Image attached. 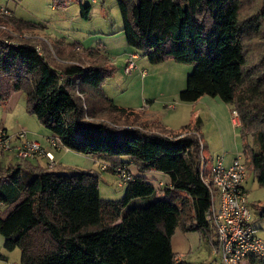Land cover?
Returning a JSON list of instances; mask_svg holds the SVG:
<instances>
[{"label":"trees","instance_id":"1","mask_svg":"<svg viewBox=\"0 0 264 264\" xmlns=\"http://www.w3.org/2000/svg\"><path fill=\"white\" fill-rule=\"evenodd\" d=\"M68 1L54 0V6ZM77 1L81 16L89 19L91 6ZM247 1L117 4L129 48L151 60L193 65L179 93L181 101L218 96L239 110L247 168L264 186V108L259 109L264 107V71L251 80V69H246L251 41L264 38V0L244 14ZM11 37L0 29V104L21 91L28 113L64 147L105 161V171L115 173L119 165L132 163L140 171L163 172L171 182L156 189L144 176L133 174L120 199H104L101 173L95 169L53 171L33 159L0 166V235L6 251L19 248L22 264H189L172 250L178 228L201 232L216 249L217 232L209 220L211 190L204 181L207 171L202 172V158L208 162L200 119L179 131L158 124L147 127L134 110L108 97L103 87L116 71L109 61L85 65L78 56L79 62L55 63L34 41L14 45L6 42ZM84 51L89 57L101 55L95 49ZM107 112L133 120L98 117ZM257 207L264 219V204ZM249 262L264 264V258L251 256Z\"/></svg>","mask_w":264,"mask_h":264},{"label":"rangeland","instance_id":"2","mask_svg":"<svg viewBox=\"0 0 264 264\" xmlns=\"http://www.w3.org/2000/svg\"><path fill=\"white\" fill-rule=\"evenodd\" d=\"M83 3L91 6L89 19H84L81 16V7L77 0H69L61 8L54 6V0H0V29L12 36L11 40H6L7 43L17 45L23 41L32 40L38 45V48L40 47L39 51L50 54L55 63L67 64L69 60L71 62H79L78 56L84 57L82 62L85 65L93 64L95 60L97 62L109 61L108 65L112 63L116 67V71L111 77L107 78L103 88L108 97L120 107L136 110V107L150 103L153 99L158 98L161 90L171 91V89H174L179 84V79H182L181 88H183L181 90L185 88L188 74L194 68L190 64L170 60L168 63L161 61V63L152 65L149 55L134 52V61H131L133 66H129L130 72L127 73L125 64L128 57L125 59V56L130 51V48L122 30L123 23L117 0H83ZM260 4L261 0L247 1L244 14L256 10V7ZM17 19H21L20 22ZM251 42L246 69H251L250 76L252 80V78L259 76L261 71H264V64L260 65L261 59L264 58V38H254ZM68 44H74L75 46L72 48ZM84 49H95L101 55L89 57ZM248 83H251L249 78ZM255 101L252 105L256 104L258 106L256 102L260 100ZM160 102L163 103L159 99L156 100L155 106H160ZM170 102L172 101L170 100ZM263 108V105L259 106V109ZM237 111L239 114L238 109ZM173 112L172 109H169L170 114ZM136 113L139 117L140 112ZM177 115L180 116L181 113ZM4 116L5 113L1 111L0 121ZM6 117L12 123L16 121L21 123L17 131L19 132L24 128L30 139H35L31 137L30 133H32V130L33 133H36L35 130L39 128L42 131H50L43 126L34 114L28 113L25 94L21 96L18 102H15L13 112L7 114ZM98 117L112 119L117 122L133 120V118H128V116L126 118L114 112L100 113ZM9 123L11 124V122ZM140 123L146 125L141 120ZM133 126L136 125L128 127ZM204 128L205 130L202 129L204 139L209 143L210 148L213 147L212 151L210 150L209 152H217L214 148H217L219 143L215 139L220 134L216 126L213 122H206ZM7 131L11 134L17 133L8 129ZM249 140L252 141L251 135ZM55 141L57 142V140ZM241 147L240 144L239 148ZM76 153V151L66 153L62 160L64 164L57 165L51 170L60 171L59 169H64L73 171L76 168H82L89 158L79 157ZM217 155L223 154H216L215 157ZM98 161L96 162V170H99L100 160ZM207 168L205 171L209 172ZM102 173L106 174L105 176H107L108 180L104 177L99 178L101 197L104 199H120L124 195L125 187H121L118 184L119 180L111 172ZM246 186L250 192L249 203L253 213V224L257 228L258 233L264 238V219L257 213L259 210L257 206L264 204V186L257 182L250 170L248 171ZM217 198L218 195L216 200ZM15 250L12 254L21 256V250L19 248ZM215 250L218 252V245ZM2 254L7 253L3 252ZM188 258L193 261V264H207L214 261L217 256L214 252L212 253V249L206 243H203L201 248ZM0 261L6 262L2 259Z\"/></svg>","mask_w":264,"mask_h":264},{"label":"crops","instance_id":"3","mask_svg":"<svg viewBox=\"0 0 264 264\" xmlns=\"http://www.w3.org/2000/svg\"><path fill=\"white\" fill-rule=\"evenodd\" d=\"M130 51L127 54H130L133 51V49H129ZM138 53V52H137ZM127 54L125 56V59L127 57ZM124 59V61H125ZM152 65L161 63V61H168L170 60H151ZM126 67V64H125ZM178 85L171 89V91H160V96L156 99H153L150 101V103H146L140 107H136L137 109L134 110L135 112H140V115L138 117L139 121L143 122L144 124L151 126L154 124H158L162 127L172 129L173 131H179L181 130L185 125L193 124L196 119H200V125H199V133L201 135V138H203L205 142V149L203 151V157L207 159V162L210 164L216 157V154H223L224 158V164L226 166H229L232 164L234 159L238 154H243V159L245 160V155L243 153V147L239 148V145L242 146V141L240 138V131H239V124L240 121L236 120L232 115V110L234 108L233 104L227 103L223 101L218 96H210V95H204L200 97L198 100L193 102H187V101H181L178 98V94L181 88L182 79L178 80ZM24 93L21 91L14 92L9 100L4 103L0 104V112L3 111L5 113V116L1 118L0 125L2 127H5V129H8L11 132H18L17 130L20 127V124L18 121L13 122L8 120L6 115L10 114L14 110L15 102H18V100L21 98V96ZM161 100L163 103L160 102V106H155L156 100ZM170 100L172 102H170ZM175 103V104H174ZM7 104V106H6ZM4 106V107H3ZM169 109H172L174 112L172 114L169 113ZM183 110V111H182ZM182 111V112H181ZM181 113L180 116L177 114ZM11 122V124L9 123ZM206 122H213L216 126L219 136L215 139L219 143V146L217 148H214V150H217V152H209L212 151V148H210V145L208 142L205 141L204 135L202 132V129L205 130L204 126L206 125ZM36 133H32L31 137L35 138L36 140L40 141L41 145L52 152V154L55 156L56 164L53 168H55L57 165H62L63 158L66 153L71 152L67 147H61L57 148L53 146L52 142L54 140H59V138L52 133L51 131H42L41 128L35 130ZM43 132V133H42ZM206 134V133H205ZM30 136V135H29ZM51 146V147H50ZM208 152H207V150ZM67 150V151H66ZM79 157H84L86 160V163H84V166L82 168H76L75 170H86V169H95L96 168V162H99V170L101 171V177H104L106 180H108L106 174H103L102 172H109L101 169V165L103 164V161L101 162V159H98L96 157H93L91 155H86L83 153H76ZM125 160H129L128 157H124ZM203 159V158H202ZM19 159L15 158L14 155L9 154L5 157L3 162L0 164L1 167H6L10 164H14ZM33 163L38 164L43 167H47L48 160L45 156H39L36 159L31 160ZM206 162V161H204ZM208 164V165H209ZM119 166H122L119 165ZM126 168L130 170L131 173L138 176H144L148 179L149 182H151L156 189H159L165 185L170 184V177L160 171L156 170H148V171H140L134 164L127 163ZM60 171H66L64 169H59ZM96 170V169H95ZM58 171V170H57ZM113 175L117 177V180H119L116 170L115 173L111 172ZM104 175V176H103ZM118 184L121 187H125V184H120V181H118ZM100 186V185H99ZM100 193H101V187H100ZM219 198H217V203ZM5 239L2 235H0V259L5 260L6 262L0 261V264H22L21 263V256L18 254H12L13 251H6L5 246ZM203 243H206L212 249V253L214 252L217 258L209 262L207 264H221V256L220 253L217 252L212 244L202 236L201 232L199 231H183L181 229H176L175 234L171 238V246L174 253L179 255V259L183 260L189 264H193V261H191L188 257L195 253L196 250H199ZM7 254H2V253Z\"/></svg>","mask_w":264,"mask_h":264},{"label":"built area","instance_id":"4","mask_svg":"<svg viewBox=\"0 0 264 264\" xmlns=\"http://www.w3.org/2000/svg\"><path fill=\"white\" fill-rule=\"evenodd\" d=\"M127 57L125 70L129 73V66H133L131 61H134V53H130ZM232 115L239 120L236 109L232 110ZM52 144L57 148L64 147L60 140L57 142L54 140ZM9 154L18 159L45 156L49 168H53L56 164L52 152L46 150L40 141L30 139L24 128L16 134H11L0 126V164ZM202 160V172L205 171L206 166L209 169L204 181L211 190L212 206L209 220L217 232L221 264H250L251 256L264 258V238L253 224V213L249 203L250 192L246 186L248 168L243 154H238L229 166L224 164L221 155H217L210 164L204 162V158ZM108 166L109 164L104 162L101 168L106 169ZM116 172L120 184H125L134 177L125 165L118 166Z\"/></svg>","mask_w":264,"mask_h":264}]
</instances>
